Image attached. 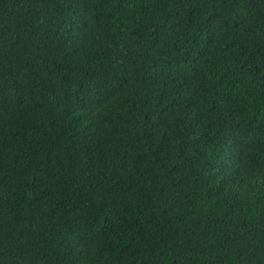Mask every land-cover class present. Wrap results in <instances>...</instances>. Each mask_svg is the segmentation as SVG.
<instances>
[{
  "label": "trees",
  "instance_id": "obj_1",
  "mask_svg": "<svg viewBox=\"0 0 264 264\" xmlns=\"http://www.w3.org/2000/svg\"><path fill=\"white\" fill-rule=\"evenodd\" d=\"M0 264H264V0H0Z\"/></svg>",
  "mask_w": 264,
  "mask_h": 264
}]
</instances>
